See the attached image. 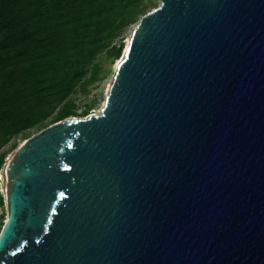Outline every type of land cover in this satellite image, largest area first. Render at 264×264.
I'll return each mask as SVG.
<instances>
[{
    "label": "water",
    "instance_id": "95a60500",
    "mask_svg": "<svg viewBox=\"0 0 264 264\" xmlns=\"http://www.w3.org/2000/svg\"><path fill=\"white\" fill-rule=\"evenodd\" d=\"M4 173L0 264H264V0H160Z\"/></svg>",
    "mask_w": 264,
    "mask_h": 264
},
{
    "label": "trees",
    "instance_id": "16d2710c",
    "mask_svg": "<svg viewBox=\"0 0 264 264\" xmlns=\"http://www.w3.org/2000/svg\"><path fill=\"white\" fill-rule=\"evenodd\" d=\"M151 5V0H0V175L10 142L16 150L20 138L89 115L92 105L79 113L74 97L88 94L98 81L102 53L121 55L123 45L113 42Z\"/></svg>",
    "mask_w": 264,
    "mask_h": 264
},
{
    "label": "rangeland",
    "instance_id": "374dc122",
    "mask_svg": "<svg viewBox=\"0 0 264 264\" xmlns=\"http://www.w3.org/2000/svg\"><path fill=\"white\" fill-rule=\"evenodd\" d=\"M152 1V5L148 8V12L152 11L153 9L157 8L160 5V0H151ZM144 16V15H142ZM140 16L137 20L136 23L132 24L131 26L127 27L124 31L121 32V34L119 35V37L117 39H115V41L113 42V46L117 45V47H120L121 44L123 45L122 51H121V55L115 59V57L107 54V52L102 53L98 59L97 62L99 63V75H98V81L91 85L88 89V94H84V93H79L77 94L74 98H75V104L78 107V112L81 113L85 106L88 104L92 105V109L89 111V115H94V114H100L101 110L104 106L106 97L109 93L110 90V86L113 82L114 79V75H115V71L116 68L118 66V63L120 62V60L123 58L124 54H125V50L126 47L129 43V40L131 39L133 32L135 30V28L137 27V24L140 21V18L142 17ZM86 116V117H88ZM84 117V118H86ZM80 118V117H77ZM19 147H21V145L23 144L24 140L23 139H18L17 140ZM14 142H10L3 150L7 151L6 154V164L9 160V158H11V156L17 151L16 150H10V147L12 146ZM6 164L4 165L3 169H2V174L0 175V191L1 194L3 196V206L0 207V230H2V228L4 227L5 222L8 219V215H9V209H8V204L6 202V197H5V193H4V170L6 167Z\"/></svg>",
    "mask_w": 264,
    "mask_h": 264
}]
</instances>
